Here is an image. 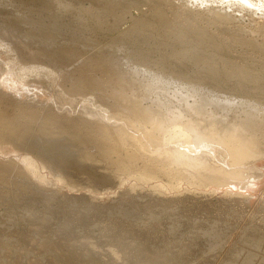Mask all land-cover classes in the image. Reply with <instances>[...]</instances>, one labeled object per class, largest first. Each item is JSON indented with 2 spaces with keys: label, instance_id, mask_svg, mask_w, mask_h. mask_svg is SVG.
I'll return each mask as SVG.
<instances>
[{
  "label": "bare ground",
  "instance_id": "obj_1",
  "mask_svg": "<svg viewBox=\"0 0 264 264\" xmlns=\"http://www.w3.org/2000/svg\"><path fill=\"white\" fill-rule=\"evenodd\" d=\"M89 1L93 2L94 0ZM161 1H168V4H170V6L171 4H174V6L179 5L178 9H181L182 11H184V7L190 10L194 9V11H198L200 13L202 12V10L208 9V13L215 14L217 16L215 18L216 20L219 17L221 20L225 18L227 20L229 19L228 21H230L231 18L237 16V12H239L238 14L249 12L250 15L252 14L251 18L253 19L252 21L251 18L248 19L250 20V24H252L251 22H253L254 24L255 22L258 23L257 26L262 23L264 24V0ZM28 2V0H0V196H4V198H2L1 200L10 198V196L16 198L23 196V199L27 196V198H29L28 195L32 193V188L35 191L38 189L51 191L48 192V194H52V192L56 193L54 195L55 198L52 197L54 199H56L57 194H64L67 195V197L69 195L73 197L75 196L74 198L77 197L78 201V198L80 199V196L82 194H85V196L87 195V198L89 195L95 201V203L97 200L98 202L102 201L103 204V200L107 198H110L112 200V198L120 195L123 192V190L121 189V192L119 190H115V192L109 194H101V192L93 188V183L95 182L92 183V180H99L98 178H96L98 176H101L100 179H105V181L108 178H112L110 181H112L113 178H116L119 179V182L121 181L120 178L127 176L126 178L128 179V181L130 178V180L133 182H127V184L124 186V191L126 192V194L129 192L130 194L141 193V195L139 196H144L142 195V192L143 194L144 192L148 193V196H150L149 201L151 199V196H153L152 198H157V201L156 199L152 200V204H158V201H161L162 198L163 200H166L168 198H176V200H179L180 197H191V199L193 197L205 198L215 194L218 196L219 193L220 198L223 196L228 197L229 199L235 196V200L240 199L241 201V199H245L249 203L250 200L253 201L254 196L256 198L255 192L264 191V164L261 165V163H264V102H262L261 99H253L251 97V94L245 95L244 93L243 98L242 96H240L241 99L238 98V100H236L237 98L233 99L231 97H228L226 96L227 94L225 95L221 91V95L215 94V91L207 92L210 89H206L207 91H205L204 89L203 91L199 88L202 85H199V82H202V80L204 79L200 81L198 80L199 84H197V82L195 83L199 87L194 85V81L190 78H188L190 79L188 80L187 77L184 78L185 81L183 83L182 81L184 79L179 82L180 80L178 81L176 79V76L175 78L172 76L173 73L168 74L164 72L167 68L170 70L169 67H166L165 69L164 66L162 71L159 70L160 68L157 69L159 67L158 65V67L156 66L157 68L154 67V63H152L154 65L151 68V65L149 66L146 61H144L146 63L141 62L140 60L138 62V59L137 61L135 59H131V56H129L131 54H121L122 46L120 43H112L113 45L105 43L103 45V43L101 42H94L92 38V41L89 38H87L89 39L88 41H78L80 40V38L78 40H73L71 37L68 38V36L66 35V37L62 32V28H60V26L58 27L61 21L56 18L57 15L55 16V14L52 13L54 15L53 16L51 14V10L49 15L51 14L50 16L55 17H51L52 19H54V22H52L54 24L46 25L43 23H36V21L32 17H30V20L32 18L36 24L33 22V20L30 21L27 16L24 15L25 11H21L20 9L21 7H23L22 9L26 10L24 7L28 4ZM42 2L44 1L42 0ZM66 2L72 3L68 2L67 0ZM62 3L63 1H59V3L57 2V6L58 4ZM45 5L49 4L47 3ZM93 6L95 5H90V7ZM38 7L39 6H37V8ZM45 7L46 6H44V8ZM162 9L164 8L160 7L158 11H155L154 13L159 18L162 17V19H164L166 23L168 17L163 13ZM18 12H23V15L19 14ZM176 13L178 12H175L174 16L177 18L178 15ZM178 14H182V12ZM203 14L201 15L206 19L207 15L204 16ZM99 16H101L100 19L97 18L96 21V25L98 28H102L106 25L104 22L105 20L113 21V17L109 14L102 13ZM60 17L62 16L60 15ZM164 17H166L167 19ZM198 17L199 15L196 18ZM247 17L248 16H246V18ZM171 18H173V16ZM171 18L170 21L174 20V18ZM196 18L195 20H197ZM136 21L138 22V20ZM161 22L163 21L161 20ZM168 24L171 25V22H168ZM195 24L194 26H196ZM135 25L139 26L138 23H134L133 26L135 27ZM164 26L165 28L167 27L168 30L170 29V26L168 27L165 24ZM164 26L162 25L161 27L164 28ZM261 26L262 25H260V27ZM134 27H132V29ZM135 28L136 29L134 31L138 33L135 34V32H133V34H135L134 37H140V40L146 42L150 39V41L158 40V36L154 35L156 33H145L146 30L144 31L142 30V28ZM149 28L151 27L149 26ZM191 28L194 27L192 26ZM159 29L160 28H158V30ZM189 29L186 30L189 31ZM179 30L181 31V29ZM203 31L205 32V30ZM203 31H201V33ZM251 31L253 32V30ZM175 32H173L172 30L166 33L159 32L158 35L160 36L161 41H159L158 44L161 42L163 43L170 41L171 43L167 42L166 44L172 47L171 44L173 43V41H175V44L178 41L180 43V40H183V38L181 39L180 36H183L185 33L183 32L184 34H181L180 32V36L178 38V32L176 33L177 36L174 34ZM190 32L186 33H188L189 35ZM91 33L93 34V32ZM71 34L68 33V35L70 36ZM140 34L143 35L140 36ZM250 35L253 36V34ZM254 39L255 38H253L252 41H254ZM185 41L186 40L184 39V42ZM106 42L108 43V41ZM261 47L263 46L261 45ZM130 50L132 49H129V51ZM176 52L177 51H174L172 54H170V57H174L173 59H175L176 55H178L179 57L185 56V54L189 53V49H187L186 47L185 50H180V54L179 52ZM181 52L183 55L181 54ZM144 57L146 58L145 55L143 56V58ZM162 59L164 58L162 57L161 60ZM150 62L148 61L149 64ZM160 62L162 63L164 62V60ZM206 66H209L208 63ZM10 68L12 69L10 70L9 74L10 79H8V75L2 74H4V72L8 73L7 69L9 70ZM208 69H210V66L208 67ZM240 72L239 74H241L242 72H244V74H249L246 69H243V71L241 73ZM245 75L243 76L244 78ZM240 78H242V76ZM254 79H256V77H254ZM191 81H193L192 84ZM243 83L239 82V84L242 85ZM258 83L256 85H258ZM203 84L205 85V83ZM218 84H220V82ZM253 84H255V82ZM244 86H246V84H244ZM253 86L254 85H252V87ZM246 87L248 88V86ZM211 88L214 89L213 87ZM253 88H251V90ZM256 88L253 89V93ZM228 92L231 95L230 91ZM216 93H218V91ZM225 93H227L226 90ZM247 93L248 90L246 94ZM235 95L236 94L233 95L234 98ZM40 149H42L43 152ZM47 153L51 154L55 158V160L59 163L58 166V163L55 165V162H51V159L54 158L49 157L51 159L48 160V158L46 157ZM28 154L30 156H28ZM70 169L71 171H77L79 175L82 176L81 178H83L84 181L86 180L87 182L84 183L81 182L82 180L80 179L78 180L71 177L68 173H66V170L70 171ZM98 172L102 174L99 175ZM105 181L103 183H105ZM122 182L123 181H121V183ZM110 185L112 186V184ZM110 190H112V188ZM76 194L81 195L76 196ZM130 194L126 195L125 197H128V199H132L129 198ZM64 195L61 197L62 199H64ZM83 195L81 196V199L86 198L83 197ZM134 196L136 195H133V197ZM30 197L31 198L29 199L32 200V196ZM40 198L38 199L40 200ZM220 198L218 197L216 200ZM23 199L20 198L17 203H19L20 200ZM184 199L185 201L187 200V198H183V201ZM221 199L219 203L222 202L223 199ZM10 200L11 199H9V201ZM25 200L23 201L25 202ZM27 200L25 202V209L31 207L29 206V204L31 205L32 203H34L30 200H28L27 202ZM36 200L33 199V201ZM49 200L51 199L49 198L45 200V202L47 201L52 204V200ZM71 200L73 201L74 199L71 198L69 201L71 202ZM88 200H90V198ZM119 200L120 199H118V202ZM126 200H123L121 202L124 203L126 202ZM172 200H174L173 202H176L175 199ZM172 200H167L165 202L163 201L164 203H160L159 205L164 206V204H169L165 206V208H167V206L174 205V203H166L168 201L172 202ZM181 200L182 199H180L179 202H181ZM210 200L212 201V199ZM9 201L7 199V202ZM15 201L13 205H15ZM108 201L109 199H107V202ZM110 201L108 202V204L110 203ZM145 201L143 203L140 202L141 205L145 203L147 205V202ZM189 201L191 202L192 200L189 199ZM240 201L238 202L240 203ZM70 202L69 204H72L71 206L73 207V203ZM73 202H75V200ZM78 202L79 203L75 204L76 206L81 204L80 201ZM81 202H83V200ZM115 202L116 201H114V203ZM118 202L117 205H115L117 206V208L119 207L118 205H122L121 202L119 204ZM226 202L224 203V205L226 204ZM244 202L245 201H243L242 203ZM26 203L29 204L27 205ZM65 203L63 206H65ZM137 203L139 204V202ZM35 204L36 203H34V207ZM206 204L204 203V206H206ZM260 204L261 206H264V193L263 200ZM0 205H2V203H0ZM20 205L24 206V203H21ZM20 205H15L16 209L18 206L20 207ZM26 205L28 206L27 208ZM43 205L44 203H42V206ZM47 205L48 204H46V206L44 205L46 209L48 208ZM75 205L74 208L76 207ZM178 205L172 207H176ZM9 206L7 205V207ZM85 206H88V202ZM91 206L93 209V206L95 205L91 204ZM33 208H29V211L33 210ZM45 208L44 212H46ZM67 208L68 207H66V209ZM165 208L163 207V209ZM66 209H64L65 212L63 211L64 213L62 214L66 213ZM260 209L262 210L264 208L260 207ZM18 210L20 209L18 208ZM21 210L20 212H22L24 208L22 211ZM56 211L58 210H55V215L58 213ZM78 211H80V209H78ZM31 213L33 214L34 212L32 211ZM50 213L48 212L49 215H54V211L53 215L51 211ZM77 214L79 213L77 212ZM262 214L264 215L263 212ZM49 215L46 217H50ZM68 215H66V218H64L67 219ZM79 215H77V220L81 218V215ZM43 216L45 215L43 214L42 217ZM63 216L65 215H62V218ZM74 216H76V212ZM74 216H72L73 219H75ZM85 216L87 215L85 214ZM36 217V219H38L40 215ZM46 217H43V219ZM57 217L55 216V219ZM55 219L52 220L55 221ZM61 220L62 219H60L59 225L60 223L61 225L59 227L63 225ZM70 220L68 218L69 223H74L73 220L71 222ZM81 220L82 219H80V222ZM83 220H86V218L84 217ZM39 222H37L39 225L42 224L43 226H45L42 222ZM53 223L55 224V222ZM69 223H65L64 221L65 226L66 224H68V227H73V225L70 226ZM49 225H52L53 227L55 226L52 223ZM117 225L120 224L118 223ZM95 226L97 227V225ZM95 226H93V228ZM109 226H111V224ZM74 228L75 227H73L72 229ZM130 229L131 227L129 228V232ZM133 231L135 232V230ZM134 232H131L132 234L130 233L129 236L135 235L136 237L137 233L134 234ZM114 234L111 233L110 237L112 235L113 238ZM141 234L142 233H140V235ZM105 236L106 235H104V237ZM77 237L79 238L78 235ZM104 237L99 236V239H97V241L101 238L102 240L98 243L104 244L107 241L108 244L109 239H105ZM127 237L128 236H126V239L128 241L130 237L129 239ZM139 237H137V239ZM96 238L94 241H96ZM103 238L106 240L104 243ZM112 238L109 241H111ZM123 238H125V236H123ZM120 239L121 236L118 239L119 241H117V243H120ZM113 240L115 241V238ZM112 242H110V245ZM122 242H126V240L122 241L121 239V244ZM136 243L138 244H135V247H137L136 249L139 250L140 247L137 245H139L140 242ZM114 244L115 245L113 247L117 245L116 243ZM85 245H88V243L86 242ZM85 245H81V247H84ZM99 247H101V245ZM129 247L131 248L132 246ZM142 247L144 248V246ZM144 249L145 251L149 252L146 248ZM129 250L130 249L126 251V254L124 252L125 257H127L128 255V257L126 258V262H129L127 259H129L130 255L134 257L133 255L135 251L131 252V254H127ZM94 251L96 250H93V252ZM117 251L121 252L123 250L118 249ZM93 252L90 251V254L92 253L91 255L94 254L98 257L99 255H101V253L97 254L99 252ZM150 252L152 253L154 251L151 250ZM90 254L88 255L90 256ZM120 254H122V252ZM155 254L158 255L157 253ZM94 255L90 257L96 258L97 256L95 257ZM82 256L83 255H81L80 257L82 258ZM90 257L89 259H86H88L89 261ZM147 257L146 259L149 258ZM81 258L78 259L84 260V257L82 259ZM106 258L113 259L115 257L113 256L112 258L110 256ZM150 258L148 260H150ZM143 259L145 260V257ZM152 259L154 260L153 257ZM159 259L160 258H157V260L154 261H158ZM148 260H145V262ZM90 261L94 262L96 260L92 259ZM110 262L106 264H111L112 262ZM97 263L104 264L105 262H100L98 260Z\"/></svg>",
  "mask_w": 264,
  "mask_h": 264
},
{
  "label": "rangeland",
  "instance_id": "obj_2",
  "mask_svg": "<svg viewBox=\"0 0 264 264\" xmlns=\"http://www.w3.org/2000/svg\"><path fill=\"white\" fill-rule=\"evenodd\" d=\"M28 1H29L28 4L24 7L26 10L22 9L23 7H21L20 9H21V11H25L24 15H26L29 20H30V17H32L36 21V23H43L46 25H52V24H54V23H52V22H54V19H52V18H55V17H52L50 15L53 13V14H55V16L57 15L56 18H58V20L61 21L60 24L58 25V27L60 26V28H62V30H63L62 32L65 34V36L67 35L68 38L71 37L73 40H78L80 38V40H78V41H85V40L88 41L89 39L91 40V38H92V40L94 42H101V43H103V45L105 43L110 44V45L112 43L113 44H116V43L119 44L120 43L122 46L121 54H123V55L131 54V55H129V56H131V59L132 60L135 59L136 61L138 59V62H139V60L141 62L146 61L149 66L151 65L150 66L151 68L153 67L154 64H155L154 67H156L158 65L159 67L157 66L158 68L157 67L156 68L157 69L160 68L159 70H162V71H163L164 66H165V69H166V67H169L170 70H173L174 72L170 71L168 68L166 70L164 69L165 70L164 72H166L168 74L173 73L172 76L174 78L176 76L177 77L176 79L178 81L180 80L179 82H181L184 78L187 77V79L190 78L191 80L194 81V82L191 81V84H192V82L196 86H198L197 84H199V83H200L199 85L202 84L201 85L202 87L201 86L200 87L198 86V87L200 89H202L203 91H204V89H205V91L210 89L207 92H210V91L214 92L215 91L214 92L215 94H220V95H221V93H220V91H221L225 95L227 94L226 96H228V97H231L233 99L237 98L236 100H238V98L241 99L240 96H242V98H243L244 93H245V95L251 94V97L253 99L258 98V100L261 99V101L264 102L263 101L264 100V98H263L264 97V45H263L264 44V41H263L264 40V37H263L264 36L263 35L264 34V24L262 23V24H259V26H257L258 23L255 22L256 28H257L256 29L255 24L253 22H251L254 25L253 26L252 24H250V22H249L250 20H248L251 18V15H252V14L250 15L249 12H243L242 13L243 15L238 14L239 12H237L236 13L237 16L233 17L234 20H233V18H231L230 21H228L229 19L227 20L224 18L221 20L219 17L216 20L215 18L217 16L215 14L208 13L209 12V11H207L208 9L202 10V12L200 13L198 11H194V9L190 10V9L184 7L185 9L183 8L184 11H182L181 9H178L179 5H175L176 6L175 7L174 4H171V6H170V4H168V1L165 2V1H161V0H153V1H149V0L148 1H146V0H107V1L106 0H94L93 2H95V3H93L92 1H89V0H84V1L83 0H76V1L75 0H70V1L67 0L68 2H72V3H67L66 0L65 1L64 0H58V1H56V0H53V1L52 0L51 1L50 0H46V1L43 0L44 2H42V0H41V2H40V0H33V2H32V0H28ZM35 1H38V2H35ZM59 1L60 2L63 1V3L58 4V6H57V2L59 3ZM96 1H97V3H96ZM175 2H177V1H175ZM47 3L49 5H45ZM43 5L46 7L44 8ZM61 5H62V7H61ZM90 5H95V6L90 7ZM30 6H32V7H30ZM37 6H39V7L37 8ZM41 6L43 7V9ZM49 6H51V7H49ZM160 7L164 8V9H162V11L168 17V19L166 17H164L167 19L166 23H165L164 19H162V17L159 18L154 13L155 11H158V9ZM29 8H31V9H29ZM34 8H36V9H34ZM54 8L57 10H55ZM44 9H45V11H44ZM187 9H188V11H187ZM32 10L34 13L32 12ZM50 10L52 12L49 15ZM56 11H57V13H56ZM175 12H178V13L182 12V14L176 13L178 15V17L180 15L179 18L178 17L176 18L174 16ZM203 12H204V14H203ZM45 13H46V15H45ZM59 13H61V14H59ZM102 13H106V14L111 15L113 17V21L105 20L104 22L106 25L102 28H98L96 25V21H97V18L100 19L101 16H99V15H101ZM19 14L23 15V12H21ZM66 14L68 17L66 16ZM201 14H203L204 16L207 15V17H206L207 20L205 19V17L203 18V16ZM60 15L62 17H60ZM198 15H199V17L200 16H202V17L196 18ZM71 16H72V18H71ZM163 16H165V15H163ZM172 16H173L174 20L170 21V18ZM246 16H248V17L246 18ZM69 17H70V19H69ZM153 17H155V18L157 17V18L155 19ZM210 17H212V18H210ZM32 18L30 21L33 20ZM173 18H171V19H173ZM195 18L197 20H195ZM241 18H243V19H241ZM48 19H50V20H48ZM140 19H142L143 21ZM34 20H33V22L35 23ZM43 20H44V22H43ZM75 20H77V21H75ZM136 20H138V22ZM161 20L163 22H161ZM252 20L253 19L251 18V21ZM47 22H50V23H47ZM168 22H171V25L168 24ZM134 23H138L140 26L139 27V26L135 25V27L142 28V30H144V31L146 30L145 33H151V32L156 33L154 35L158 36V40L157 41H150L151 40L150 39L149 41L146 42V41L140 40V37H134V35L136 33H138L136 31H134L136 29L133 26ZM147 23H150V24H147ZM160 24H161V26L162 25L164 26V24L168 27L170 26L169 27L170 29L168 30V28L167 27L165 28V26H164V28H162L160 26ZM194 24L196 26H194ZM146 25L147 26L149 25L151 28H149V26L147 27ZM260 25H262V26L260 27ZM156 26L160 29L158 30V28ZM192 26L194 28H191ZM132 27H134V28L132 29ZM197 27H199V28H197ZM246 28H248V29H246ZM179 29H181V31H183V29H184L183 32L185 34L183 32H181ZM186 29L187 30L189 29V31H187ZM170 30H172L173 32L176 31L174 33L175 35L178 32L179 33V34L177 33L178 36L176 35L178 38L180 36V32H181V34H184L183 36L182 35L180 36V38L181 39L183 38V40H180V43H179V41L176 42V44H175V41H173V43L171 44L172 47L166 44L167 42L171 43L170 41L163 42L164 44L162 42L158 44V42L161 41V38L158 35V33L159 32L160 33H166L168 31L170 32ZM203 30H205L206 33ZM251 30H253V32H256V33H253ZM90 31L93 32V34ZM201 31H203L202 32L203 34L201 33ZM133 32H135V34H133ZM186 32H190V34L188 35V33H186ZM68 33L69 34L73 33V34H71V36H70V35H68ZM107 33H109V34H107ZM204 33H205V35H204ZM96 34H97V36H96ZM250 34H253V36H251ZM74 35H75V37H74ZM88 35H90V36H88ZM142 35L140 34V36H142ZM94 37H95V40H94ZM252 37L255 38L254 41H252L253 40ZM81 38H82V40H81ZM87 38H89V39H87ZM261 38H262V40H261ZM184 39L186 40L185 42H184ZM106 41H108V43ZM123 42H124V44H123ZM261 45L263 47H261ZM186 47H187V49H189V53L185 54V56L179 57L178 55H176L175 59H173L174 57H170V54H172L174 51H177L176 53L179 52V54H180V50L181 51L185 50ZM126 48H127V50H126ZM129 49H132V50L129 51ZM123 51L126 53H124ZM181 54H182V52H181ZM134 55H135V57H134ZM142 55L143 56L145 55L146 58L145 57L143 58ZM141 56L143 59L141 58ZM162 57L164 59L161 60ZM156 60H157V62H156ZM163 60H164V62L161 63L160 61H163ZM148 61L149 62L151 61L150 64L148 63ZM146 62H144V63H146ZM152 63H154V64H152ZM207 63L210 66V69H208L209 66H206ZM11 69L12 68H10L9 70L7 69L8 73L4 72V74H2V75H8L7 77H8V79H10L9 74H10ZM243 69L244 70L246 69L247 72H249V74L245 73L246 74L245 75L244 72H242ZM239 72L242 75L239 74ZM243 74L245 75V78L243 77L244 76ZM184 75H185V77H184ZM189 75H190V77H189ZM239 76L240 77L242 76L243 79L240 78ZM247 76H248V78H247ZM249 76H250V78H249ZM254 77H256V79H254ZM193 78H195V79H193ZM190 79H188V80H190ZM202 79H204V80H202ZM198 80L199 81L202 80V82L205 83L206 86L201 81L198 83ZM184 81H185V79L182 81V83ZM258 81H259V83H258ZM196 82H197V84H195ZM219 82H220V84H218ZM239 82H242V83L244 82V83L242 85V84H239ZM254 82H255V84H253ZM257 83H258V85H256ZM244 84H246V86H248V88L246 86H244ZM247 84H249L251 86V88H253L255 86L257 88L258 87L259 88L257 90V88L255 87L257 91L255 90L253 93V89H255V88H253L251 90L250 86ZM252 85H254V86L252 87ZM260 86H261V88H260ZM211 87H213L214 89H212ZM216 88L219 90H217ZM225 90L227 93H225ZM247 90H248V93L246 94ZM217 91H218V93H216ZM228 91H230L231 95L229 94ZM232 93L236 94L235 98L233 97L234 94H232ZM240 94H242V95H240ZM225 95H223V96H225ZM40 150L42 151V149H40ZM50 155L51 154H48V153L46 154V157L48 158V160L51 159L49 157L54 158L52 155L51 156ZM28 156H30V155L28 154ZM51 160L50 161L52 163L55 162V165L58 163L55 160V158L51 159ZM263 164L264 163H261V165H263ZM58 165H59V163L57 164V166ZM261 165H259V166H261ZM66 171L65 172L68 173L71 177L76 178L78 180L80 179V180H82L81 182H84V183L87 182L86 180L84 181V179L81 178L82 176H80L77 171H75V170L71 171V169H70V171L69 170H66ZM101 174L99 173V175H101ZM126 177L124 176V177L120 178L121 181H123L122 183H121V181L119 182V179H116V178H113L114 182H113V180L110 181L112 178H108L109 180L106 178L108 181H110V182H108L107 180L105 181V179H103V180L100 179L101 176L96 177L99 179V180H97L98 183H97L96 179L92 180V183L95 182V183H93V185H94L93 188H95L96 190L101 192V194H109V193L115 192V190L116 191L119 190L121 192V189L123 190L124 193L123 192L122 193L124 194V196L121 193L120 195L116 196L117 198L116 197L112 198V200L114 199L113 201L110 198H107V199H109V201L111 200L109 204H108L109 201L107 202V199L103 200V204H102V201H99L100 202L99 203L97 200L95 203V201L89 195L87 198V195L85 196V194L84 195L82 194L83 197H86V198L81 199L82 195L76 194V196L81 195L80 199L78 198V201H80L81 204H84V205L79 204L76 206L75 204H77L79 202L77 201V197L74 198L75 196L73 197V196L69 195L67 197V195L63 194L64 199H62L61 197L63 195L57 194L56 199L58 200L60 198L57 201L56 199H54L55 198L54 195L56 193H53V192H52V194L49 193L51 195L50 196L48 194V192H51V191L40 190V189L35 191L31 188L32 193L30 195H28L29 198H31L30 196H32V198L34 200H36L37 197L38 198H40V197L44 198L46 196L45 197L46 199L40 198V200H39L37 198V200H36L37 202L33 201V199L31 200V199L27 198V196L25 197L26 200L28 199V200L36 203L35 207H34V203H32L31 205L29 204L31 202L28 203L29 206H31L29 208L32 209L34 207L33 210H30L31 212L32 211L34 212L32 214L29 211V208H27L28 207L27 203H26L27 204L26 208L28 210L25 209L26 200H25V198L23 199V196L17 197V198L10 196V198H5L3 200H1V199L4 198V196H0V203H2V205H0L1 206L0 209L2 208L0 210V264H79L80 262H81L80 264H100V263H97L98 260L100 262H105L104 264L109 263L111 260H113V261H111L112 263L110 262L111 264H116L117 262H118L117 264H123V263L124 264H264V215L262 214V212L264 213V209H262V210L260 209V207L264 208V206L263 205L261 206V204H260L261 201L263 200L264 191H259L260 193L255 192L256 198L254 196L253 201L250 200L249 203L245 199H243V200L241 199V201H240V199L235 200V196H233L232 198H229V199H228V197L222 196L221 197L223 199L222 200L220 198V195H219L220 193H219L218 196L215 194V195H212L213 197L210 196V197H205V198L193 197L191 199V197H180L179 200L182 199L181 200L182 203L179 202L178 199L176 200V198H171V199L168 198L166 200L165 199L163 200V198H162L161 201H158L159 203L157 202L158 204H155L154 201H153L154 204H152V200L156 199V201H157V198L156 197L152 198L153 196H151V199H150L151 202H150L149 201L150 196H148V193L144 192V194H143V192H142V195H144L146 197L139 196V195H141V193H135V194L131 193L130 194V192H129L126 194V192L124 191L125 190L124 186L127 184V182H129V183L133 182L130 180V178L128 181V179ZM104 181H105V183H103ZM115 183L117 186L115 185ZM118 183H120V184H118ZM110 184H112V186ZM96 186H98V187H96ZM98 188H100L101 190ZM111 188H112V190H110ZM246 190H248V189H246ZM44 191L45 192L47 191L46 192L47 194ZM129 194H130L129 198H132V199H128V197H125L126 195H129ZM132 194L136 195V196H134L136 198H134ZM0 195H1V193H0ZM131 195H132V197H131ZM47 197H49L52 201H55V202H52L51 200H49V201H51L52 204H50L47 201L45 202V200L49 199ZM52 197H54V198H52ZM218 197L222 200V202L223 201L224 202L219 203L220 199L216 200ZM18 198L25 200V202L23 200H20V202L22 204L24 203V206L20 205L21 204L20 202L17 203V201H19ZM67 198H69V199H67ZM71 198H73L75 200V202H73L74 200L73 201L71 200V202L73 203V207L71 206L72 204L71 205L69 204V202H70L69 200ZM89 198H90V200H88ZM126 198L128 201L126 200ZM183 198H187L188 201L190 199L193 202L195 200V202L193 203L191 201L192 202L191 203L190 201L189 202L187 200L185 201V199L183 201ZM257 198L261 201H259ZM7 199H8V201H9V199H11L12 201L10 200L9 202H7ZM16 199H18V200H16ZM118 199H120L119 202H118ZM122 199L124 201L126 200V202L122 203L121 202V201H123ZM172 199H175L176 202H173L174 200H172ZM210 199H212V201ZM28 200H27V202H28ZM67 200H68V202H67ZM82 200H83V202H81ZM147 200L149 201V203H151L155 207L152 206L151 204H149ZM158 200H160V199H158ZM167 200H169V201L172 200V202L168 201L166 203H170V204L174 203V205L167 206L168 210H167V208H165V206L169 205V204H164V206L159 205L160 203L162 204ZM205 200L207 201V204H206ZM254 200H255V202H254ZM14 201H15V205H20V207L18 206L17 209H16V206L13 205ZM114 201H116V202L114 203ZM136 201L139 202V204ZM144 201L147 202V205L148 204L149 205L147 206L146 203L141 205L140 202L143 203ZM201 201H203V202H201ZM232 201H233V203H232ZM238 201H240L241 205ZM243 201H245L246 203L245 202L242 203ZM41 202L44 203L45 206H46V204H48L47 206L49 209L48 208L47 209L49 211L44 207V205L42 206ZM87 202H88V206H85L87 204ZM104 202H105V204H104ZM117 202H118V204L120 202L122 203V205L121 204L118 205L120 208L119 207L117 208V206H115V205H117ZM225 202H226V204L224 205ZM39 203H41V204H39ZM64 203H65V206H63ZM180 203H181V206H180ZM204 203L206 204V206H204ZM211 203H213L214 205ZM215 203H216V205H215ZM37 204H39V205H37ZM66 204H67V206H66ZM91 204L95 205V206H93L94 207L93 209H92ZM244 204H246V205H244ZM255 204L258 206H256ZM7 205L8 206L10 205L9 207L11 209L9 207H7ZM68 205H70L72 208ZM74 205L76 206L75 208H77V209L74 208ZM143 205H145V206H143ZM175 205H178L176 207L177 208L179 207V208L177 209L176 207H172ZM259 205H260V207H259ZM162 206L165 209H163ZM66 207H68V208L66 209ZM96 207L99 210H97ZM18 208L20 210H21V208H22V210L24 208L25 211L21 210L22 212H20V210H18ZM44 208H45L47 213L44 212ZM53 208H55V209H53ZM12 209H13V211H12ZM56 209L58 210V211H56L58 213L55 215ZM64 209H66V213L68 211L69 212L67 214L66 213L62 214L65 212ZM78 209H80V211H78ZM206 209L208 212L206 211ZM162 210H164V211H162ZM50 211L52 212V215H53V211H54L53 216L48 214V212L50 213ZM75 212H76V216H74ZM77 212L81 216L79 214H77ZM36 213L40 215L42 220L40 217L38 219H36L37 218L36 216H39ZM29 214H32L35 216L29 215ZM43 214L45 215L43 217H46L48 215L50 217H46L43 219V217H42ZM82 214H83V218H82ZM85 214L87 216H85ZM62 215H65V216H63V218L64 217L66 218V215H68L69 220L71 219L70 222L73 220L75 224L78 222L79 223L76 225L74 223L71 224L68 222V218L67 219L64 218V220H63ZM77 215H79L81 217L80 218V219H82L81 222H80V219H78L79 221L76 219V218H78ZM262 215H263V217H262ZM55 216L56 217L58 216L59 218L57 217L55 219ZM72 216H74L75 219H73ZM31 217H33L34 219ZM51 217H53V218H51ZM84 217L86 218V220H83ZM49 219H51V220L55 219V221L52 220L53 222H55V224ZM60 219H62L61 221L64 225V226L63 225L62 226L66 230L62 226L59 227L61 225V223L59 225ZM47 220H48V222H47ZM36 221L42 222L45 226H43L42 224L39 225ZM44 221H45V223H44ZM64 221H65V223H69L70 226L73 225V227H75V228L72 229L73 227H68L69 226L68 224H66V226H65ZM51 223L55 226L53 227L52 225H49ZM118 223L120 225H117ZM108 224L109 225L111 224V226L113 228L111 226H109ZM95 225H97V227ZM136 225H137V227H136ZM93 226H95V227L93 228ZM98 226H99V228H98ZM130 227L132 230L130 229V232H129ZM100 228H101V231H100ZM133 230H135V232ZM87 232H89V233H87ZM93 232H95V233H93ZM100 232H102V233H100ZM131 232L132 233L134 232V234L137 233L136 234L137 236L135 237V235H133L134 238L132 235H131L132 237L129 236ZM98 233H100V234H98ZM109 233L114 234L113 235L114 237L112 238V235L110 237ZM138 233H139V235H138ZM140 233H142L141 234L142 237H141ZM79 234H81V235H79ZM84 234H85V236H84ZM119 234H123V235H119ZM77 235L79 236V238L77 237ZM98 235L101 237H104V235H106L104 238L109 239V240L111 238H112V240L115 238V241L113 240V242H112V240L111 241L108 240L109 243L107 244V241L103 238L104 239L103 243L106 241V243H104L105 245L98 243V242H101V240H102V238H101L100 240L97 241V239H99ZM80 236H83V237H80ZM120 236H121L122 241L126 240V242H122V244H124V245L121 244V239H120V243L119 242H118L119 244L117 243V241H119L118 239L120 238ZM123 236H125V238H123ZM126 236H128L127 237L128 239L130 237V239L128 241L126 239ZM89 237H90V239H89ZM137 237H139V238L137 239ZM95 238H96V241H94ZM116 239H117V241H116ZM131 240H133V241H131ZM142 241H143V243H142ZM83 242H85V243L87 242L88 245H85V243H83ZM96 242H97V244H96ZM110 242H112L111 243V245L113 244L112 246L110 245ZM136 242H140V244L137 245L140 247L139 250H137L136 249L137 247H135L136 246L135 244H138ZM71 243H74V244H71ZM114 243L117 244L115 247H113L115 245ZM142 244H144V245H142ZM81 245H85V246L81 247ZM100 245H101V247H99ZM140 245L144 246V248H146L149 252L145 251V249ZM103 246H104V249H103ZM129 246H132L133 248L132 247L130 248ZM117 248L119 250H123V251H121L122 254H120L121 253L120 251H117L118 250ZM141 248H143V249H141ZM101 249H102V252H101ZM128 249H130V250L128 251L127 254H129V253L131 254V252H134V251L136 254L134 253V255H133L134 257H132L130 255L129 259H127L129 262H126V258L128 257V255H127V257H125V254H126V251ZM150 249L152 251H154V252H152L153 254L150 252L151 251ZM93 250H96V251L93 252ZM141 250H143V251H141ZM90 251L93 253L99 252L97 254L101 253V255H99V257L97 255L93 254L95 257L97 256L96 258L98 260L96 258H91L93 255H91L92 253L90 254ZM108 251L111 252V255H110V252H108ZM103 252H105V253H103ZM124 252H125V254H124ZM138 253L142 254V255H139ZM147 253L151 256V258ZM155 253H157L159 255V257ZM88 254H90L91 257ZM107 254L110 255L112 258H113V256L115 258L108 259L106 257H110V256H108ZM81 255H83L82 258L84 257V260L78 259V258H81L80 257ZM155 255H156V257H155ZM103 256L105 259L103 258ZM143 256L145 257V260H148L149 258H150V260L145 262V260L143 259L144 258ZM89 257H90V260H92V259L96 260V261H94L96 263H94L93 261H90V260L88 261ZM100 257H101V259H100ZM121 257H122V260L124 259L123 261L121 260ZM146 257L148 259H146ZM152 257L154 258V260H157V258H160V259L158 261H154L152 259ZM86 258H88V259H86ZM120 261H122V262H120Z\"/></svg>",
  "mask_w": 264,
  "mask_h": 264
}]
</instances>
